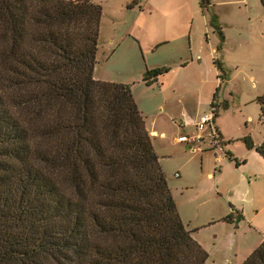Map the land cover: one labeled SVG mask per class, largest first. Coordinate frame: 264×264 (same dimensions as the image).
I'll return each instance as SVG.
<instances>
[{
    "label": "trees",
    "instance_id": "16d2710c",
    "mask_svg": "<svg viewBox=\"0 0 264 264\" xmlns=\"http://www.w3.org/2000/svg\"><path fill=\"white\" fill-rule=\"evenodd\" d=\"M101 19L93 0H0V264H206L132 87L95 79Z\"/></svg>",
    "mask_w": 264,
    "mask_h": 264
},
{
    "label": "rangeland",
    "instance_id": "374dc122",
    "mask_svg": "<svg viewBox=\"0 0 264 264\" xmlns=\"http://www.w3.org/2000/svg\"><path fill=\"white\" fill-rule=\"evenodd\" d=\"M133 1L93 0L102 7L96 80L128 81L135 63L145 61L140 40L145 49L146 40L154 42L167 36V29L161 28L158 32V29L148 28L136 19L133 12L128 11V5ZM188 4L197 15L190 19L184 17L182 23L185 25L180 27L179 33L188 39L192 37L193 43L198 44H194L196 54L203 53L205 46L203 105L202 108L195 105L191 111L194 116L199 111L211 115L212 104H216L219 113L215 126L221 134V145L209 156L213 159L215 156L223 157L225 162L222 166L228 165L233 173L236 160H231L228 153L240 159L250 157L258 163L256 152L248 150L244 140L251 138L257 145L264 142V125L258 101L264 96V7L261 0H211L210 6L205 9L200 0H196L198 9L193 7L192 2ZM210 48L214 49L213 54ZM182 51L179 49L176 59ZM158 53L148 54L156 57ZM137 87L140 89L137 95L132 87L136 103L146 113H156L159 105L153 106L152 99L160 92L159 86ZM210 133L211 130H207L206 135ZM189 152L168 155L162 161L169 185L174 190L176 186L189 182L186 171L194 174L200 165L199 159H191L197 153L191 152V155ZM187 164L182 171L181 168ZM246 168L253 170L255 166L249 163ZM238 172L243 177L237 180L235 192V184H232L233 193L228 192V196L238 204L239 208L235 209L242 213L244 219L238 218L237 223L232 225L218 224L202 233L210 256L206 264H243L262 244L258 241L264 233L257 226L259 224L264 229V176L258 179L251 177L249 181L247 170L242 172L239 169ZM180 173H183L182 178ZM177 196L175 199L183 213L193 217L218 212L222 205L233 212L229 199L211 190L199 196ZM254 215L258 218L257 225L249 223V217Z\"/></svg>",
    "mask_w": 264,
    "mask_h": 264
},
{
    "label": "crops",
    "instance_id": "0c3cea01",
    "mask_svg": "<svg viewBox=\"0 0 264 264\" xmlns=\"http://www.w3.org/2000/svg\"><path fill=\"white\" fill-rule=\"evenodd\" d=\"M188 2H192L193 7L197 8L196 0H134L133 3L128 5V11L133 12L136 19L141 20L142 25L148 28L158 29V32L161 28L167 29V36L162 39L158 38L154 42L146 40L145 49L143 47V41L140 40L145 61L135 63L128 81H114L133 87L135 95H137V91L139 93L140 90L137 86H145L148 88L155 85L159 86L160 92L156 93L157 97L152 99L153 106L159 105L156 113H146V111L142 110L140 106L137 105L145 119L146 128L152 137L156 152L160 157V164L163 171L165 168L162 161L164 158L168 157V155H176L182 151L187 153L189 151V153L192 152L186 145L180 144L178 138L181 135H188L190 137L195 136L197 134V123L202 117L210 115V113H200L199 111V114L194 116L191 111L194 110L195 105L199 108H202L203 105L202 94L204 89L203 85L205 84V58L203 53L205 51V46H203V53L198 52L196 54L194 48V44L196 43H193L192 37L188 39L182 37L179 33L180 27L182 28L183 25H185V23H182L183 18L190 19L193 15H197L195 10L192 11ZM137 10H140V12L137 13ZM196 45L198 46V44ZM179 49L183 51L180 52L179 58L176 59ZM210 51L213 54L214 49L210 48ZM148 53H158V55L156 57H150L151 55L149 56ZM158 69H168L170 72L166 76L160 77L153 85H146V83H144V79L148 77H146V75ZM200 79L201 82L199 81ZM197 95H199V97ZM177 130L179 131L178 133ZM219 138L221 141L220 132ZM207 143L208 142L204 143L202 152L194 155L191 153V159L194 161L199 159L200 165L197 167L196 171H194V174H190L186 171L185 176L189 179V182L182 186H176L177 188L175 187V190L169 185L174 199L176 195L179 197H183L186 194L190 196L194 194L199 196L210 190L217 192L220 197L225 196L229 199V205L233 210L232 213L228 208L222 205L220 211L204 216L199 214L198 217L184 214L178 204V200L175 199L183 223L187 229L193 233L194 239L206 251L207 242L202 237V233L218 224L225 223L232 225L224 222V219L237 211L235 207L239 208L238 204L233 201V198L231 199L228 196V192H232V184H235L233 188L235 192L237 190V180L243 177L242 173H239L238 170L240 169L242 172L247 170L246 176L249 177V181H251V177L258 179L264 176V159L257 153L255 156H257L258 163L250 157L246 159L234 157L232 153L229 152L228 155H232L230 159L232 160L234 158L236 160L235 170L231 173V167L228 165L222 166L225 162L223 157H220L221 161L218 163L216 160L217 156H215L214 159L212 156H209L211 154L210 152H216L218 148H215V145H212L210 142L208 145ZM232 162L233 161H231V163ZM249 163H252L255 169L250 170L246 168V165H249ZM186 166H188V164L181 168L182 171H185ZM229 171L231 173H229L230 175L227 174ZM164 173L167 175L165 171ZM180 175V178H182L183 173H180ZM249 219L251 225H257L256 221L258 218L256 215L249 217ZM257 227L264 233V229L259 224ZM260 238L258 243H263L264 235H260ZM254 248L255 246L252 247V249Z\"/></svg>",
    "mask_w": 264,
    "mask_h": 264
},
{
    "label": "built area",
    "instance_id": "2783aa9c",
    "mask_svg": "<svg viewBox=\"0 0 264 264\" xmlns=\"http://www.w3.org/2000/svg\"><path fill=\"white\" fill-rule=\"evenodd\" d=\"M213 113L212 110L211 115H206L200 119L196 125L198 133L195 136L181 135L178 138V142L186 145L194 153L202 152L205 142L212 143V145H215V148L219 147L221 141L216 130ZM207 130H211L208 136L206 135ZM220 161L221 158L218 157L217 162L219 163Z\"/></svg>",
    "mask_w": 264,
    "mask_h": 264
},
{
    "label": "water",
    "instance_id": "95a60500",
    "mask_svg": "<svg viewBox=\"0 0 264 264\" xmlns=\"http://www.w3.org/2000/svg\"><path fill=\"white\" fill-rule=\"evenodd\" d=\"M148 75H146V77H147Z\"/></svg>",
    "mask_w": 264,
    "mask_h": 264
}]
</instances>
